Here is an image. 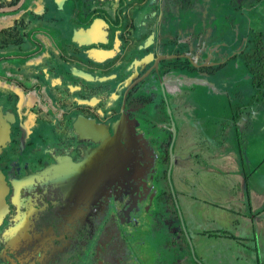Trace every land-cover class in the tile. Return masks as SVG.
I'll list each match as a JSON object with an SVG mask.
<instances>
[{"label": "flooded vegetation", "instance_id": "flooded-vegetation-1", "mask_svg": "<svg viewBox=\"0 0 264 264\" xmlns=\"http://www.w3.org/2000/svg\"><path fill=\"white\" fill-rule=\"evenodd\" d=\"M247 102L264 0H0V264H205L168 176Z\"/></svg>", "mask_w": 264, "mask_h": 264}, {"label": "rangeland", "instance_id": "rangeland-1", "mask_svg": "<svg viewBox=\"0 0 264 264\" xmlns=\"http://www.w3.org/2000/svg\"><path fill=\"white\" fill-rule=\"evenodd\" d=\"M244 79H246L245 81L247 82L249 80L247 76H245ZM244 84L248 85V90L250 83ZM243 96L246 98L248 97V94ZM229 111L228 109H226L225 111L226 118L224 120V123L222 122L221 124L219 133L217 132V127L209 120L206 121L207 123H203V126L202 124H197L193 128L190 127L189 137L191 141H195V144H197V141L199 139H202L205 140V144H202L201 147L193 145L195 153L194 158H192L187 169H182L183 186L185 187L186 191L181 192L179 190L178 180L176 181L177 168L175 167L172 171V174L168 176V185L166 184V191H168L169 196L171 195V201H173L172 206H174V208L177 210L179 219L182 222V225L184 224L183 227L185 228L187 227V225L188 227L190 225V222L188 220V209L185 202L187 200H192L191 204L194 212L193 218L196 220L195 223L197 224L195 229H199L198 236H194L193 233L191 234V232L189 234V236L192 238L193 243L195 245H198L196 247L197 249H194L193 247L192 254L194 259L196 260H198V256L202 257L205 264H245L247 263V261H249V256H253V252H250V249L248 247L245 248L247 251L245 252L243 250V246L239 242L233 241L232 239H226L223 236L224 233L222 231H220L221 233L219 235V233H217L218 229H216L218 227L217 223H214L215 225L212 224V226L208 227V225L206 224L207 220H202V215L199 216V213L202 211V209H200L199 207L200 204L204 203V200L213 202L211 196H209L207 192L205 193L204 197H202V191H207V187L209 185V187L213 188V190L214 188L218 189L219 187V183L216 182L218 181L219 177L217 172H207V169H212V166H216V162L212 161L211 158L220 159L224 152H232L233 155H236V158L235 160L230 159V161L227 162L228 165L232 167H240L242 163V159L239 156V152L237 149V144L234 140L231 139L233 136L234 127L232 125V121L228 117ZM206 127L209 129L210 134L206 133L205 131L202 132V128ZM241 131L242 130L239 131V136L241 139L240 143L242 144V147L246 149L249 146L248 141L245 140L247 138V135L245 136ZM180 142H182V139L180 140ZM224 142L228 145H226ZM245 149H243L244 153L246 152ZM244 159H248L246 153L244 155ZM257 162L259 163V168L257 169V172L255 173L251 181L250 187H252V192L255 191L256 193L260 194V197L256 196V202L253 198V201L255 202L254 204L262 207V205H264V147L261 149L259 148L258 150ZM247 170L251 171L253 170V167L247 166ZM203 175H208L209 179L204 180ZM220 190H222L223 193L225 192V190L226 193H229V190L233 192V189L229 186V184L225 186L224 190L222 187L220 188ZM220 190L219 193H216L215 195L213 194L212 197L216 196L222 199L221 195H219L221 194ZM219 203H221V201H215L214 205H220ZM214 205L210 206L208 215L209 219L212 222H216L218 220V214L219 211H221ZM256 215L257 222H259L260 218H264V206L259 212H256ZM202 223L205 224L203 225ZM201 230H205L206 232L201 233ZM249 246H252V244L249 243ZM248 254L249 256H247ZM261 258H263V256H261ZM260 264H264V262H261Z\"/></svg>", "mask_w": 264, "mask_h": 264}, {"label": "crops", "instance_id": "crops-1", "mask_svg": "<svg viewBox=\"0 0 264 264\" xmlns=\"http://www.w3.org/2000/svg\"><path fill=\"white\" fill-rule=\"evenodd\" d=\"M243 73V71L241 72ZM243 94H249V90L247 88H244ZM246 107V113L245 116L242 119V131L244 135L247 137L245 140L248 141V148H243L242 144L240 143V132H236L235 128H233V136L232 140H234L237 144V149L239 152V156L242 159V163L240 167H232L228 165V161L230 159L236 158V155H233L232 152L225 153L220 157V159H214L211 158L212 161L216 162V166H212V169H207V172H217L218 174V182L219 187L218 189L213 190V188H210L209 186L207 187V191L204 190L202 191V197H204L205 193L207 192L209 196H211V199L213 202H209L208 200H204V203L200 204V209L202 211L199 213V216H201L202 220H207V225L212 226L214 222H212L208 215L210 211V206L214 205L215 201H221V211H219V218L222 219L223 221V232H224V237L226 239H232L233 241L239 242L243 246V250L245 252V248H249L250 252H253V256H249V261L245 264H260L261 262H264V218H260L259 222H257V215L256 212H259L262 207L257 206L254 204L256 202V196L260 197L258 193L255 191L252 192V187L251 186V181L257 172V169L259 168V163L258 161V150L259 148L264 147V120H261L259 124H254L252 127V122H251V104L247 102L245 104ZM228 111L230 109L229 104L227 103V108ZM193 116L195 115L194 109L191 110ZM231 112V111H230ZM229 112V119L230 118V113ZM226 118V116H225ZM200 124L196 121H194L190 127H194L195 125ZM233 125V123H232ZM259 129V127H261ZM234 127V125H233ZM259 130V131H258ZM190 134V133H189ZM189 134H185L184 137H182V142H180V150L178 151L179 155L182 153L183 149L185 147L191 146L192 148L187 149L186 152V157L187 160L184 163L185 167H188L192 158H194V149L193 145L195 144V141H191ZM229 141V139H228ZM251 142V143H250ZM225 143V142H224ZM228 145L227 143H225ZM243 149L246 150V154L248 156V159H244L245 153L243 152ZM192 153V156H189L187 154ZM213 156V155H212ZM262 161V160H261ZM247 166L253 167V170L248 171ZM186 169V168H185ZM182 169L178 168L177 169V179L178 180V185H179V190L181 192H185L186 189L183 186V180L182 178ZM204 180L209 179L208 175H203ZM229 184L230 187H232L233 192L229 190V193L225 192L223 193L220 188L222 187L223 190L225 189V186ZM228 189V187H227ZM219 190L221 191V197H216L212 195L219 193ZM214 192V193H212ZM253 198L255 199V202L253 201ZM192 201V200H191ZM191 201H186L187 209H188V220L190 222L189 225V230L191 234L193 233L194 236L199 235V229L196 230L195 227L197 224L195 223V219L193 218L194 212L192 208ZM206 205V206H205ZM217 206V205H214ZM261 208V209H260ZM193 218V219H192ZM198 228V227H197ZM206 232V231H205ZM249 243L252 244V246H249ZM248 249V250H249ZM249 252V251H248ZM247 254V253H246ZM252 254V253H250ZM263 256V258H261Z\"/></svg>", "mask_w": 264, "mask_h": 264}, {"label": "water", "instance_id": "water-1", "mask_svg": "<svg viewBox=\"0 0 264 264\" xmlns=\"http://www.w3.org/2000/svg\"><path fill=\"white\" fill-rule=\"evenodd\" d=\"M176 130H177V128L175 127V128H174V132H175V133H176Z\"/></svg>", "mask_w": 264, "mask_h": 264}]
</instances>
